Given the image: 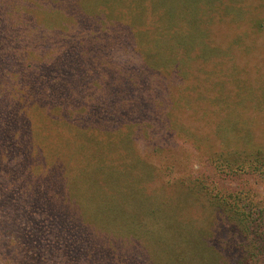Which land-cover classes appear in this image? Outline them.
Here are the masks:
<instances>
[{"label":"rangeland","instance_id":"obj_1","mask_svg":"<svg viewBox=\"0 0 264 264\" xmlns=\"http://www.w3.org/2000/svg\"><path fill=\"white\" fill-rule=\"evenodd\" d=\"M2 1L11 11L13 28L25 31L33 25L67 31L74 27L69 14L103 10L108 28L102 38L109 40L101 43L106 49L93 42L98 51L88 64L90 75L81 83L76 74L73 83L80 95L76 102L91 97L83 107L91 118L80 116L81 122H76L87 121L88 129L60 117L66 106L52 114L36 106L26 112L35 153L28 160L24 146H17L0 166V264L16 263L22 250L19 237L38 241L46 237L41 231L50 219L47 210L31 208L39 204L46 209L66 207L72 219H81L82 225L121 247L137 242L150 264H224L210 237L206 243L201 237L210 223L215 226L222 218L231 238L233 224L217 217L216 208L228 219H238L250 205L264 206V179L246 170L234 175L219 159L211 165L209 160L220 149L231 150L230 141L214 136L205 142L202 134L212 132V124L196 111L205 105L212 87H223L231 97L233 79L249 82L253 77L251 81L260 83L253 68L264 71V7L255 9L250 0H220L207 9L202 28L216 53L205 65L192 64L195 78L185 70L176 76L135 72L142 59L149 64L156 59L147 51L153 35L139 23L131 25L130 32L121 31L125 9L117 0L108 5L103 0H61L64 5L55 3L56 9L45 0ZM254 17H261V22ZM68 61L61 59L58 67L62 70ZM180 98L189 105L174 102ZM125 102L134 107L128 110ZM250 116L253 120L239 124L245 129L232 131L226 139L250 136L264 146V108ZM187 131L201 134V139L191 138ZM13 155L18 157L14 161ZM67 218L54 213L52 219ZM198 237L200 246L195 248Z\"/></svg>","mask_w":264,"mask_h":264},{"label":"trees","instance_id":"obj_2","mask_svg":"<svg viewBox=\"0 0 264 264\" xmlns=\"http://www.w3.org/2000/svg\"><path fill=\"white\" fill-rule=\"evenodd\" d=\"M103 1L107 5L112 2V0ZM117 1L125 9L124 23L120 25L121 31L130 32L131 25L139 23L143 30L153 35L150 50H146L156 59H153L151 64L142 59L141 67L136 68L135 72L157 71L176 76L178 71L185 70L192 77L198 78L195 73H192V64L205 65L206 62L211 61L213 52L216 53L206 42L207 32L202 28V23L207 9L220 0ZM45 2L52 9H56L55 3L59 6L64 5L61 0H45ZM123 2L127 7L123 5ZM95 3L98 4L96 1ZM250 3L255 9L259 6L264 7V0H250ZM4 5L6 3L0 0L1 167L5 164L10 152L14 148L17 149V146H24L28 160L35 153L26 116L27 110L33 106L44 109L49 114H52L56 108L66 106L61 109L60 117L72 120L73 125L81 129L89 128L87 121L81 125L76 122H81L80 116L91 118L90 112L83 108L88 103L86 100H90L91 97L85 95L82 96V102H76L80 95L77 94L73 83L76 74H78L76 81L81 83L90 75L91 69L88 64L97 57L98 51L92 45L93 42L97 40L100 43L99 47L106 49L105 44L109 40V38H102V33L108 28L103 10L92 11L93 14L82 12L73 16L77 11L69 14L73 18L74 27L67 31L42 29L38 25H33L35 19L33 20L30 16L28 22L33 26L25 31L13 28L11 11ZM119 8L122 9V7ZM254 18L261 22V17ZM209 24L210 22H207V25ZM258 26L261 25L258 24ZM126 38L129 40L128 37ZM104 42L105 44H101ZM63 58L69 61L61 70L58 66L62 65L60 61ZM261 69L253 68L254 79L258 78L260 83L251 81L253 77H247L249 82L233 79L235 93L231 97L225 93L223 87H212L204 99L205 105L197 108L196 113L201 115L202 120L212 124L210 129L212 132L208 130L202 134L205 142L214 136L222 142L230 141L231 150L225 151L224 147L220 149L218 155L209 160L211 165L219 159L218 163H224L234 175H240V170H246V173H253L264 179V146L252 141L250 136L247 139L237 136L226 139L232 131L245 129V126L240 127L239 124L245 125L253 120L250 116L251 112L262 111L264 108V71ZM63 70L68 73H63ZM60 82L62 85H59ZM242 82L249 84H242ZM49 85H52L54 89L49 88ZM233 88L230 87V90ZM114 94L115 92L112 91V96ZM227 99L231 100L232 107L228 105ZM182 101H184L182 106L189 105L184 98L174 102L180 104ZM80 103L81 106H77ZM125 103L130 110L133 105ZM225 106L230 108L222 110L227 108ZM19 121L22 122V126H19ZM187 133L197 141L202 136L201 134L197 136L191 131ZM17 158L13 155L12 159L14 161ZM33 165L30 163L29 168ZM27 170L28 167L24 172ZM4 172L9 174L6 169ZM228 198H232L231 193ZM222 199L226 197L222 196ZM38 206L47 210L50 217L46 219L45 229L41 231L42 236L45 234L46 237L39 241L30 239V236V240L19 237L22 250L20 256L15 258L17 261L14 264H150L146 254L140 251V245L137 242L129 248L121 247L117 241H111L107 236L98 235L95 230L82 225L81 219H72L64 206H51L46 209L48 206L39 204L31 208L37 210ZM215 212L217 217L224 216L226 221L229 220L233 224L231 238H228L224 219L221 218L216 219L215 226L210 223L208 233L201 237L202 241L206 243L205 238L210 237L209 240L213 241L217 248L215 250L221 251L224 264H264V206L250 205L244 217H237L238 219H228L220 208H216ZM54 213L68 216V218L52 219ZM173 229H176L174 225ZM12 235L11 232L10 236ZM194 240L197 241L195 248H198L199 237ZM192 241L193 239L189 243Z\"/></svg>","mask_w":264,"mask_h":264}]
</instances>
